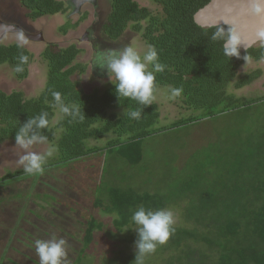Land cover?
Wrapping results in <instances>:
<instances>
[{
	"label": "trees",
	"instance_id": "1",
	"mask_svg": "<svg viewBox=\"0 0 264 264\" xmlns=\"http://www.w3.org/2000/svg\"><path fill=\"white\" fill-rule=\"evenodd\" d=\"M18 1L25 17L32 21L68 10L62 0ZM150 1L153 9L139 5L136 0H109L102 32L116 40L130 29L140 34L147 47L156 50L164 70L155 73L154 97L159 90L167 89L178 108L176 119L161 124V109L155 101L144 107L134 100L118 98L113 84L86 92L71 78L87 67L76 61L83 49L75 43L65 47L49 43L39 54L45 63L46 80L37 95L26 97L21 90H0V142L16 141L28 119L46 114L48 124L38 133L57 151V163L76 161L107 149L120 155L127 165L134 166L142 160L140 143L145 137L221 113L246 110L264 101V94L246 97L233 92L261 75L259 68L242 74L237 71L247 60L257 62L264 58V42L241 49L239 58H229L223 52L222 42L213 41L211 36L219 27L226 30L231 27H201L193 19L194 13L210 0ZM84 16L73 23L67 20L60 26V32L66 34L69 28H76ZM22 56L27 57L26 62L21 61ZM32 58V53L20 44L0 43V65H10L18 80L28 75ZM17 67L22 71L17 72ZM174 89L180 90L178 96L172 95ZM57 109L61 115L52 124ZM137 109H142L139 119L127 114ZM181 110L187 115L181 116ZM255 129L251 136L242 137L236 131L229 148L218 149L215 158L177 177L165 192L109 187L105 199H95L89 209L101 208L97 213L112 215L110 222L114 230L129 228L123 239L118 240L133 244L137 233L132 230L131 215L137 207L157 210L184 203L180 208L184 224L174 225L168 240L156 248L154 255L170 253L165 259L159 258L162 264H264V123H256ZM36 131L34 126L32 132ZM105 135L104 145H88L89 139L97 140ZM217 165L215 171L213 168ZM23 173L27 172L17 169L2 179ZM96 219H87L81 236L83 242L73 264L83 262L98 228ZM110 235L117 237L114 232Z\"/></svg>",
	"mask_w": 264,
	"mask_h": 264
},
{
	"label": "rangeland",
	"instance_id": "2",
	"mask_svg": "<svg viewBox=\"0 0 264 264\" xmlns=\"http://www.w3.org/2000/svg\"><path fill=\"white\" fill-rule=\"evenodd\" d=\"M136 1L141 6L154 8L150 0ZM107 3L105 0H98V5L94 7L85 2L81 7L82 13L85 12V19L83 18L76 28H69L66 34H62L59 28L67 20L73 23L80 19L76 12L68 10L66 13L45 15L32 21L25 17V11L18 0H0L1 23L13 24L23 29L17 32L6 31L0 37V43L20 44L33 55L28 66V75L22 80L14 77L10 65H0V90L5 92L21 90L26 97L37 95L43 89L46 80L45 63L39 54L49 43H56L60 47L75 43L78 48L83 49L76 61L85 63L87 67L83 73L75 72L71 78L78 81L86 92L94 88L101 90L112 84L106 72L98 66H93L96 53L100 50L123 49L125 46H131L142 56L148 47L143 43L140 34L130 29H126L116 40H111L103 32L97 31L102 12L107 10ZM88 27H92L96 47L83 38ZM25 31L33 35L41 34L42 39L29 38L25 35ZM261 43L263 42H258L257 45ZM256 68L261 70V75L251 84L235 89L233 92L236 95L255 97L264 94V58L257 62L247 60L237 72L242 74ZM110 78L115 81L114 77ZM153 101L161 109V124L176 119L178 108L173 104L167 89L159 90ZM181 111V116L187 115L185 110ZM60 115L61 110L57 109L52 124H55ZM256 123H264V101L251 105L246 110L221 113L199 122L150 135L142 139L140 143L142 160L134 166L127 165L120 155L107 149L99 150L76 161L57 163L58 153L49 142L33 143L25 149L16 141L5 139L0 142V239L7 223H14V228L19 230L16 233L20 236L26 235L21 226L30 225L26 228L27 243H31L28 237L33 240L37 238L41 240V237L42 240L52 237L63 238L66 243H70V249H66L67 255L64 260L68 259V264H73L76 252L83 242L81 236L84 234L87 219L97 217L98 224L96 221L94 223L98 228L94 231V239L87 248L81 264H137L135 243L128 244L118 240V238L123 239L128 230L124 229L127 227L119 231L114 230L110 222L112 215L97 213L102 211L101 208L92 209L93 212L88 218L87 215L92 211L89 209L92 202L95 199L104 200L108 188L114 186L131 187L139 192H165L169 184L196 170L198 164H204L208 159L215 158L218 149L229 148L231 136L236 131H240L241 137L254 134L257 131ZM105 140L107 135L97 140L89 139L88 145L102 146ZM49 150L52 155L46 156L43 171L2 179L8 172L24 170L19 161L26 153L46 155ZM217 167L219 166L213 169L216 171ZM200 169L202 171V168ZM104 204L105 201L101 205L102 208ZM183 206L184 203H180V206L174 205L168 208L174 213V225L184 224L180 209ZM135 227L132 226L134 232H136ZM7 232L15 235L13 228L6 227L5 233ZM111 232L117 237H112ZM155 252L145 256L143 264H162L164 262L159 258L165 259L170 254L154 255ZM13 253L17 254L18 251L12 242L2 244L0 264H16L13 260L17 261V259L13 257ZM20 254L22 255L21 252ZM31 255L36 256V259L39 258L34 253Z\"/></svg>",
	"mask_w": 264,
	"mask_h": 264
},
{
	"label": "clouds",
	"instance_id": "3",
	"mask_svg": "<svg viewBox=\"0 0 264 264\" xmlns=\"http://www.w3.org/2000/svg\"><path fill=\"white\" fill-rule=\"evenodd\" d=\"M246 3L250 14L264 17V0H246ZM228 23L225 21V24ZM211 39L222 42L223 52L229 58L241 56V39L234 26L228 30L224 27L217 28ZM258 39L264 40V29L258 31ZM21 61L26 62L27 57L22 56ZM149 65L152 66V70H149ZM93 66H98L108 74L118 98L134 100L144 107L151 105L155 98V73L164 70V66L158 61L156 50L151 46L142 56L131 46H125L123 49L100 50L96 53ZM16 71H22V68L17 67ZM110 77H114L115 83ZM179 94V89L172 90L173 96ZM57 99L59 100V94ZM141 111L142 109L132 110L127 114L133 119H139ZM45 116L46 114H42L28 119L21 126L16 136V143L27 149L33 143L43 142L45 137L39 135L38 130L47 126L48 121ZM34 126L36 132H32ZM51 155V150L46 155L26 153L20 158L19 163L25 172L33 174L43 171L46 156ZM131 221L136 226L134 229L137 233V239L134 242L137 264H143L144 257L155 252L157 246L164 244L175 230L174 213L168 208L152 210L139 206L132 212ZM127 229L129 228L124 230ZM35 250L39 257V264H64V258L67 255L66 241L63 238L37 240Z\"/></svg>",
	"mask_w": 264,
	"mask_h": 264
},
{
	"label": "water",
	"instance_id": "4",
	"mask_svg": "<svg viewBox=\"0 0 264 264\" xmlns=\"http://www.w3.org/2000/svg\"><path fill=\"white\" fill-rule=\"evenodd\" d=\"M194 22L201 27L228 25L239 32L242 50L257 45L258 31L264 29V17L250 14L246 0H210L193 15ZM228 21V24H225ZM13 25L0 22V36L6 31H14ZM32 39H42L41 34L31 35Z\"/></svg>",
	"mask_w": 264,
	"mask_h": 264
},
{
	"label": "flooded vegetation",
	"instance_id": "5",
	"mask_svg": "<svg viewBox=\"0 0 264 264\" xmlns=\"http://www.w3.org/2000/svg\"><path fill=\"white\" fill-rule=\"evenodd\" d=\"M106 1L108 2L107 3V10L102 12L100 26L97 29V31H99V33H100V31L102 32V24L105 21V18H106L107 14H108V11H109V0H105V2ZM65 2H66V5L68 6L69 12H76L79 15V17H82L85 14V12L82 13V11H81V7H82V5L85 2L90 3L94 7H96L98 5V0H65ZM78 20L79 19H77L76 21H78ZM14 27H15L14 31H16V32L20 31V30H23L22 28H20V27H18L16 25ZM25 35L30 38V36L33 35V34H29L28 32H26ZM94 36L95 35L92 34V27H88L85 30V32H84L83 38L86 39L87 41H89L93 47H96L97 44H95V42H94ZM111 40H113V39H111ZM13 225H14V223H11V222L5 224L4 232H3L4 234L2 233L1 239H0V252H1L2 244L8 243V241H9V242H12V244L16 247V249L18 251L17 254L13 253V257L15 259H17V261L13 260V261H15L16 264H34V262H36L38 264L39 263V258L36 259V256H32L31 253H34V255H37L36 250H35L36 241L40 240V238H37V239L33 240L30 237H28V241H30L31 243H27V230H26V228H27V226H30V225L24 224V225L21 226L26 232V235L24 234L25 236L18 235V233H16V232H18L19 230L17 228L15 229ZM6 227L13 228L14 231H15V235L12 234V232L5 233V228ZM30 235H32V234H30ZM8 239H11V240H8ZM41 240H42V237H41ZM69 244H70L69 242L66 243V249H70ZM20 252L22 253V255L20 254ZM75 257H76V255H75ZM75 257H74V260H75ZM27 258H28V260H26ZM64 261H65L64 264H68V259L64 260Z\"/></svg>",
	"mask_w": 264,
	"mask_h": 264
}]
</instances>
